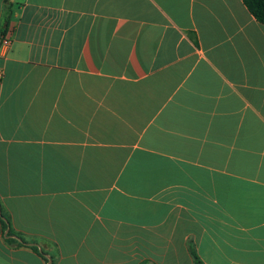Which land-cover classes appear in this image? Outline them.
<instances>
[{"label": "crops", "instance_id": "crops-1", "mask_svg": "<svg viewBox=\"0 0 264 264\" xmlns=\"http://www.w3.org/2000/svg\"><path fill=\"white\" fill-rule=\"evenodd\" d=\"M0 74V213L53 264H264L244 0H0ZM7 231L0 264H47Z\"/></svg>", "mask_w": 264, "mask_h": 264}, {"label": "trees", "instance_id": "trees-1", "mask_svg": "<svg viewBox=\"0 0 264 264\" xmlns=\"http://www.w3.org/2000/svg\"><path fill=\"white\" fill-rule=\"evenodd\" d=\"M244 3L248 8V10L250 11V13L256 18V20L259 23L264 24V0H244ZM6 33H7V27L2 31V35H5ZM0 211H1V206H0ZM0 216L4 220L6 229L8 230L6 234V237L8 239L11 240L14 238L18 239L19 244L21 246L32 247L34 250L38 251L42 256L46 258L47 264H53L52 258L47 253L44 252L43 246L42 247L39 246L40 248H38L36 245L26 242L21 236H19L13 231L10 222L6 218H4V216L1 213ZM190 253L194 257L195 264H202L200 258L198 257L193 247H190Z\"/></svg>", "mask_w": 264, "mask_h": 264}, {"label": "built area", "instance_id": "built-area-1", "mask_svg": "<svg viewBox=\"0 0 264 264\" xmlns=\"http://www.w3.org/2000/svg\"><path fill=\"white\" fill-rule=\"evenodd\" d=\"M5 41V40H2V42ZM6 44L8 45V42H6ZM0 77H1V74H0Z\"/></svg>", "mask_w": 264, "mask_h": 264}]
</instances>
